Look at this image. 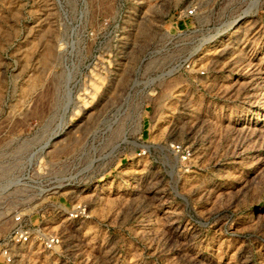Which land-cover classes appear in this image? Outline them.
<instances>
[{
  "label": "rangeland",
  "instance_id": "obj_1",
  "mask_svg": "<svg viewBox=\"0 0 264 264\" xmlns=\"http://www.w3.org/2000/svg\"><path fill=\"white\" fill-rule=\"evenodd\" d=\"M17 214L0 264H264V0H0Z\"/></svg>",
  "mask_w": 264,
  "mask_h": 264
},
{
  "label": "built area",
  "instance_id": "obj_2",
  "mask_svg": "<svg viewBox=\"0 0 264 264\" xmlns=\"http://www.w3.org/2000/svg\"><path fill=\"white\" fill-rule=\"evenodd\" d=\"M195 11L194 8H189L186 10V15H191ZM172 148L178 152L182 159H185L189 155V149L187 146H182L181 144H172ZM36 232V233H35ZM39 230H33L23 223L22 216L17 214L14 216V225L11 232L6 236H0V261L3 263H10L13 259L12 249L18 244H24L31 240V238H36ZM41 242L45 248H51L56 242L54 236H42Z\"/></svg>",
  "mask_w": 264,
  "mask_h": 264
},
{
  "label": "bare ground",
  "instance_id": "obj_3",
  "mask_svg": "<svg viewBox=\"0 0 264 264\" xmlns=\"http://www.w3.org/2000/svg\"><path fill=\"white\" fill-rule=\"evenodd\" d=\"M147 220H149V219H147ZM147 220H146V221H147ZM150 220H152V219L150 218Z\"/></svg>",
  "mask_w": 264,
  "mask_h": 264
}]
</instances>
